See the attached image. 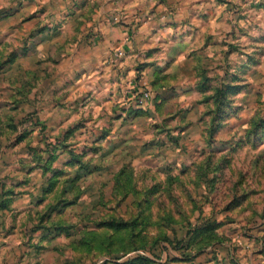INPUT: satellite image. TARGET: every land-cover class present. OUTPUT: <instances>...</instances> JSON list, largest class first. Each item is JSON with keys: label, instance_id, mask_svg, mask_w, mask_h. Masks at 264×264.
Returning a JSON list of instances; mask_svg holds the SVG:
<instances>
[{"label": "rangeland", "instance_id": "obj_1", "mask_svg": "<svg viewBox=\"0 0 264 264\" xmlns=\"http://www.w3.org/2000/svg\"><path fill=\"white\" fill-rule=\"evenodd\" d=\"M61 2L0 0V264H264L261 20L249 57L228 19L165 62L124 9ZM23 6L80 11L29 44Z\"/></svg>", "mask_w": 264, "mask_h": 264}, {"label": "crops", "instance_id": "obj_2", "mask_svg": "<svg viewBox=\"0 0 264 264\" xmlns=\"http://www.w3.org/2000/svg\"><path fill=\"white\" fill-rule=\"evenodd\" d=\"M60 1L63 3L62 6L65 4L67 7L66 2H74V0ZM231 1L233 10L230 14L224 10L218 0H125L122 4L101 0V3L103 2L105 11L114 7L125 10L129 27L135 32V48L146 50L148 53L153 50L156 52V57L165 62L169 57L173 60L188 58V62L196 63L192 59L200 57L199 50L205 47L207 37L213 36L210 41L216 43L222 36L223 25L228 19L232 34L231 42L242 46L248 54L247 57H249V49H254L249 43H253L252 35L256 28V19H260L264 26V8L257 16L259 12L255 11L256 7H254L256 0ZM66 11L58 8L46 12L23 6L19 9L13 8L7 15L12 23L13 20L18 22L12 26L13 32H19L24 37L26 35V41L30 44L33 32H36L38 39L43 40L45 31L41 29L45 25L43 20L48 16L57 19L68 15L72 20L62 29L69 31L73 26L75 27L80 10L71 14ZM36 26L39 29H35ZM128 45H131V42H128ZM149 55H152L151 52Z\"/></svg>", "mask_w": 264, "mask_h": 264}, {"label": "trees", "instance_id": "obj_3", "mask_svg": "<svg viewBox=\"0 0 264 264\" xmlns=\"http://www.w3.org/2000/svg\"><path fill=\"white\" fill-rule=\"evenodd\" d=\"M146 260H147V258H145V257H139L136 260L131 261V263L135 264L134 261H141L140 263H144L143 261H146Z\"/></svg>", "mask_w": 264, "mask_h": 264}, {"label": "built area", "instance_id": "obj_4", "mask_svg": "<svg viewBox=\"0 0 264 264\" xmlns=\"http://www.w3.org/2000/svg\"><path fill=\"white\" fill-rule=\"evenodd\" d=\"M115 20H119V17H118V16H116V17H115ZM120 53H122V52H120Z\"/></svg>", "mask_w": 264, "mask_h": 264}]
</instances>
